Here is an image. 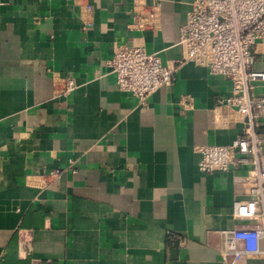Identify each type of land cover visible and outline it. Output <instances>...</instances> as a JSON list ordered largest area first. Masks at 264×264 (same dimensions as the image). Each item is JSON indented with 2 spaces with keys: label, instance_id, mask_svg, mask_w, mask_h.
I'll return each mask as SVG.
<instances>
[{
  "label": "crops",
  "instance_id": "1",
  "mask_svg": "<svg viewBox=\"0 0 264 264\" xmlns=\"http://www.w3.org/2000/svg\"><path fill=\"white\" fill-rule=\"evenodd\" d=\"M193 1L161 0L139 30L134 0H0V264H264L224 255L223 231L252 224L232 212L248 168L199 169L197 147L244 131L219 103L232 82L187 61L140 104L108 74L117 45L182 60Z\"/></svg>",
  "mask_w": 264,
  "mask_h": 264
},
{
  "label": "built area",
  "instance_id": "2",
  "mask_svg": "<svg viewBox=\"0 0 264 264\" xmlns=\"http://www.w3.org/2000/svg\"><path fill=\"white\" fill-rule=\"evenodd\" d=\"M86 8L91 11L92 6ZM160 8L161 0H134L131 26L156 28ZM91 25L90 20L85 29ZM177 44L185 56L174 64H164L159 54L148 53L144 45H117L108 74L115 76L121 91L140 104L159 88L172 85L178 67L187 61L206 66L212 75L232 82V93L219 103L238 112L245 123L244 131L230 145L197 147L199 169L212 174L248 168L235 180L250 186V198L235 200L232 212L236 219L252 224L223 231L224 255L234 261L264 258V96L254 95L256 84L264 83V71L256 69L257 48L264 47V0H194ZM76 87L73 79H67L61 93L70 94Z\"/></svg>",
  "mask_w": 264,
  "mask_h": 264
}]
</instances>
